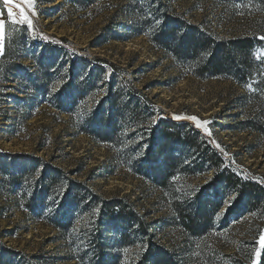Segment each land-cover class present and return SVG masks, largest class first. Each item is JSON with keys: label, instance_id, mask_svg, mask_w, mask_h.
I'll return each instance as SVG.
<instances>
[{"label": "rangeland", "instance_id": "1", "mask_svg": "<svg viewBox=\"0 0 264 264\" xmlns=\"http://www.w3.org/2000/svg\"><path fill=\"white\" fill-rule=\"evenodd\" d=\"M240 1L242 6L245 0ZM18 2L23 4V0ZM166 2L176 13L218 38L250 33L249 13L238 6L221 0ZM130 4L127 0H99L87 9L70 0H34V7H24L33 20L35 38L25 31L26 26L7 23L5 53L0 56V160L9 159L15 165L24 159L38 160L59 168L73 180L87 183L106 200L128 199L154 228V242L184 264H253L264 221L251 214L232 213L225 200L215 217L214 230L204 238H193L175 221L170 201L161 190L136 177L116 157L113 146L85 132L83 120L104 97V85L70 114L51 106L36 92L39 57L48 44H59L57 39L64 37L65 47L57 60L65 64L61 67L62 78L57 77L53 83V93L73 78L64 76L70 68L69 59L76 60L87 74L88 64L104 58L150 98L160 115L174 119L179 115V120L194 126L195 121L186 117L210 121L207 127L211 136L195 127L236 170L264 185V138L249 129L251 109L245 90L223 77L200 79L191 74L146 35L134 31ZM3 18L7 21L6 13ZM116 32L122 38L115 39ZM106 66L110 73V65ZM31 105L34 107L28 109ZM41 171L38 169V175ZM211 175L189 178L183 184L191 190L199 189ZM0 185L2 241L27 256L32 264H79L71 239L26 211L21 197L7 181ZM89 218L87 215L79 221L77 233L89 226ZM246 251L248 260L237 261L238 255L245 256ZM138 252L137 248L123 252V264L137 262Z\"/></svg>", "mask_w": 264, "mask_h": 264}, {"label": "trees", "instance_id": "2", "mask_svg": "<svg viewBox=\"0 0 264 264\" xmlns=\"http://www.w3.org/2000/svg\"><path fill=\"white\" fill-rule=\"evenodd\" d=\"M70 1L89 9L99 0ZM127 1L135 16L134 31L146 35L155 47L170 54L191 74L200 79L223 77L242 87L251 109L249 129L264 138V40L260 39L264 36V0H245L242 6L240 0H221L249 13L250 33L229 39L202 30L176 13L166 0ZM156 20L163 23L157 25ZM114 35L115 39L122 38L117 32ZM57 40L58 46L48 44L39 57L36 92L51 106L70 114L78 111L79 102L104 85L105 95L83 120V129L94 139L113 146L116 157L136 177L167 196L175 221L188 235L204 238L210 234L227 196L237 192L229 210L264 221L261 181L236 170L191 123L160 115L150 98L131 80H125L115 64L98 58L95 64L87 65L90 69L86 74L76 60L69 59L70 68L64 76L73 78L61 91L53 93V83L65 64L57 58L66 40ZM208 174H212L211 179L199 189L191 190L183 184V180ZM0 178L18 193L26 211L71 239L79 264H123V252L131 248L139 251L134 264H184L154 242V228L128 199L106 200L87 183L73 180L59 168L38 160L24 159L15 165L2 159ZM58 193H62V199L53 203ZM87 215L89 226L77 233V224ZM2 237L0 264H32L27 256L7 246ZM243 255L236 260H248L247 251ZM260 264H264V250Z\"/></svg>", "mask_w": 264, "mask_h": 264}, {"label": "snow or ice", "instance_id": "3", "mask_svg": "<svg viewBox=\"0 0 264 264\" xmlns=\"http://www.w3.org/2000/svg\"><path fill=\"white\" fill-rule=\"evenodd\" d=\"M2 5L3 8L0 9V56H3L5 53L6 27L8 22H11V24L13 25L19 24L26 26L25 31L28 32V34L33 35V37L35 38V33L32 31L33 20L31 19L30 14L26 11L24 7V5H29L34 7V0H23V4L18 2V0H2ZM5 13L8 18L7 21L3 18ZM155 23L159 25L162 24L163 21L156 20ZM178 35H182V33H178ZM260 39L264 40V36H261ZM249 87L251 86L249 85ZM51 91L55 92L56 90L52 89ZM181 118L182 117L179 115L175 116V119L177 120ZM186 119L195 121V126L197 128H202L204 133H206L208 136L212 135L210 129L207 127L210 121H206V120L201 121L196 116H188L186 117ZM209 179H211V177H209ZM238 195L239 193L237 192L231 196H227L229 208L235 202V199ZM60 199H62V193H58L56 198L53 199L52 202L55 203L56 200H60ZM58 206L59 205L57 204V207ZM257 243H258V248L255 252V259L253 260V264H260L261 250H264V234L260 235Z\"/></svg>", "mask_w": 264, "mask_h": 264}]
</instances>
